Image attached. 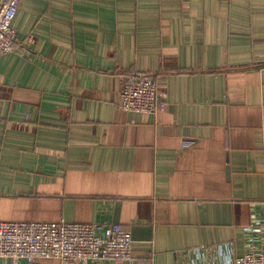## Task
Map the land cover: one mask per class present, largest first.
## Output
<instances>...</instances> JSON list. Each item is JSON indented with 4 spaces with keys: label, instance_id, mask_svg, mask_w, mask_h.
<instances>
[{
    "label": "crops",
    "instance_id": "obj_1",
    "mask_svg": "<svg viewBox=\"0 0 264 264\" xmlns=\"http://www.w3.org/2000/svg\"><path fill=\"white\" fill-rule=\"evenodd\" d=\"M13 25L0 222L131 231L132 259L86 264H232L264 247L244 231L264 208V0H21ZM140 74L165 97L155 114L119 107Z\"/></svg>",
    "mask_w": 264,
    "mask_h": 264
},
{
    "label": "built area",
    "instance_id": "obj_2",
    "mask_svg": "<svg viewBox=\"0 0 264 264\" xmlns=\"http://www.w3.org/2000/svg\"><path fill=\"white\" fill-rule=\"evenodd\" d=\"M21 0H0V55L12 53L18 44L13 22ZM166 105L157 82L147 75H129L120 90L119 107L125 112L155 114ZM3 103L0 99V117ZM261 219L244 227L264 239V208ZM134 238L119 224L22 221L0 222V257L33 263L41 259H58L64 264L101 259H132ZM189 264V263H184ZM199 264V263H192ZM232 264H264V247L249 249Z\"/></svg>",
    "mask_w": 264,
    "mask_h": 264
}]
</instances>
